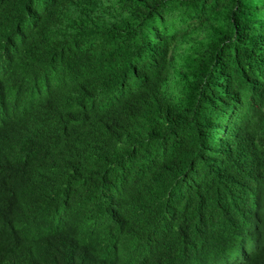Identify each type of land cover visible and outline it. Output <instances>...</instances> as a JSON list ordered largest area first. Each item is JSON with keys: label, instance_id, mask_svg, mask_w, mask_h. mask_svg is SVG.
Listing matches in <instances>:
<instances>
[{"label": "trees", "instance_id": "1", "mask_svg": "<svg viewBox=\"0 0 264 264\" xmlns=\"http://www.w3.org/2000/svg\"><path fill=\"white\" fill-rule=\"evenodd\" d=\"M0 264H264V0H0Z\"/></svg>", "mask_w": 264, "mask_h": 264}]
</instances>
